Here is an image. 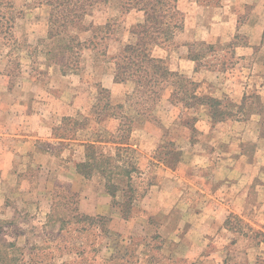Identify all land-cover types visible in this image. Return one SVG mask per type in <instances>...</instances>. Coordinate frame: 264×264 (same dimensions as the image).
Returning a JSON list of instances; mask_svg holds the SVG:
<instances>
[{"label": "rangeland", "instance_id": "rangeland-1", "mask_svg": "<svg viewBox=\"0 0 264 264\" xmlns=\"http://www.w3.org/2000/svg\"><path fill=\"white\" fill-rule=\"evenodd\" d=\"M10 1L12 39L0 36V264H264V0H176L180 28L151 53L195 82L198 95L216 98L222 118L184 106L173 87L137 116L125 103L134 84L125 82L131 127L145 126L148 137L143 149L119 151L132 171L112 176L114 198L99 174L68 171L81 154L74 141L37 139L30 128L39 118L53 130L63 117H85L89 129L116 138L97 85L113 76L142 13L119 0L93 4L86 30L68 32L82 42L77 68L62 73L45 54L49 7ZM115 147L98 149L114 155ZM236 163L245 171L233 172ZM232 179L244 186L222 189Z\"/></svg>", "mask_w": 264, "mask_h": 264}, {"label": "trees", "instance_id": "trees-1", "mask_svg": "<svg viewBox=\"0 0 264 264\" xmlns=\"http://www.w3.org/2000/svg\"><path fill=\"white\" fill-rule=\"evenodd\" d=\"M98 1L107 0H37L38 4L49 7L46 36L49 46L45 54L54 64L59 65L62 73L77 68L76 59L73 57H79L82 50L79 38L68 32L72 28L86 30L83 18L88 9ZM119 2L125 9H135L142 13V19L137 21L131 31L134 41L127 43L114 57V82L131 81L134 84L131 93L126 95L125 103L133 105L137 116H148L150 106L162 97L167 87H173L170 97L183 102L186 107L205 105L209 108L211 119L220 120L222 112L218 109L219 102L216 98L198 95L195 91V82L170 71L161 58L151 53L153 46L170 40L175 30L180 28L182 17L176 7V0H119ZM11 9L10 0H0V36L7 43L12 39L11 28L15 19ZM10 58L9 54V63ZM97 86L96 102L101 103V109L110 111V115L118 121L116 131L119 134L116 138L104 137L96 130L89 129L85 117H63L60 125L53 128L52 134L60 140L82 141L84 158L75 164L76 172L85 179H90L94 173L99 174L104 179L105 191L114 198L119 188L111 181L112 176L120 175L130 179L132 171L128 165L118 161L119 151L130 148L127 140L132 128V118L124 110L125 103L113 106L110 103V91L100 84ZM95 120L97 121L98 117ZM54 130L59 133L56 134ZM83 130L88 135L86 138H79V131ZM103 143L115 144V154L108 155L99 150ZM127 191H131L128 184L125 192ZM131 207V199L128 196L122 205L123 212L128 214Z\"/></svg>", "mask_w": 264, "mask_h": 264}, {"label": "crops", "instance_id": "crops-1", "mask_svg": "<svg viewBox=\"0 0 264 264\" xmlns=\"http://www.w3.org/2000/svg\"><path fill=\"white\" fill-rule=\"evenodd\" d=\"M109 76L110 77L107 80H102V79L100 80L102 82V85L109 89V91L111 93V98H112L111 100H112L113 103H123L125 95H126L127 91L130 89L129 86L125 82H120V83L114 82L113 76L112 75H109ZM66 103L67 102H65L63 100L62 104L64 105ZM67 107L70 109V105H67ZM68 108L64 109L65 113H63L62 116L71 114L69 112L70 110H68ZM58 122L59 121H57L56 123H58ZM35 123H36L35 126L33 128H30V129L31 130L32 129L35 130L37 133H34V134L30 135V136H33L34 138H37V139H39V138H41V139H52L53 138L51 136L52 135V130H51L52 126L51 125L50 126H48L47 124L44 125V122L42 121V118L41 119L40 118L37 119ZM145 129H147V128L145 126H142V125H138V126L132 128L130 136H131V143H133V144L130 143V146L139 147V148H142V149H143V147H145V146H143V139H144V137L145 138L148 137V136L145 135V134H147L146 132H148ZM149 134L150 135H154V134L158 135V132L156 134V131H151ZM153 140L157 141L156 138H153ZM70 145H73V148L79 149L77 151H79L81 154L79 155V157L76 159L75 162L71 163V167L67 166V169H68V171H71V173L76 174V175H78L80 177V175L75 170V164L77 162H80V161L83 160V158H84V146L82 144V141H74L73 143H70ZM146 149L148 150V147H146ZM64 150H67V149H64ZM65 164L70 165V162H67ZM62 166H64V165H62ZM236 167H238L242 172L245 171L244 167L241 168L240 164L236 163L235 166L232 167L233 172H234V168H236ZM243 186H244V183L239 184V180H233L232 179L230 181L229 185H227L225 188H222V189H224V190L227 189L230 192H232V191H237L238 187L242 188ZM241 188H239V190ZM224 194H225V192H224ZM221 199H224V198H221Z\"/></svg>", "mask_w": 264, "mask_h": 264}]
</instances>
